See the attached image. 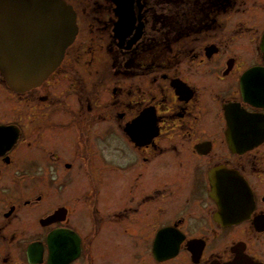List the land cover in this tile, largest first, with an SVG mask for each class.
Returning a JSON list of instances; mask_svg holds the SVG:
<instances>
[{"label": "flooded vegetation", "instance_id": "flooded-vegetation-1", "mask_svg": "<svg viewBox=\"0 0 264 264\" xmlns=\"http://www.w3.org/2000/svg\"><path fill=\"white\" fill-rule=\"evenodd\" d=\"M65 1L58 66L0 76V264H264V1Z\"/></svg>", "mask_w": 264, "mask_h": 264}, {"label": "water", "instance_id": "water-1", "mask_svg": "<svg viewBox=\"0 0 264 264\" xmlns=\"http://www.w3.org/2000/svg\"><path fill=\"white\" fill-rule=\"evenodd\" d=\"M114 2L118 29L122 7L129 12L131 0ZM77 30L76 12L65 0H0L1 77L15 92L38 86L58 66Z\"/></svg>", "mask_w": 264, "mask_h": 264}, {"label": "rangeland", "instance_id": "rangeland-1", "mask_svg": "<svg viewBox=\"0 0 264 264\" xmlns=\"http://www.w3.org/2000/svg\"><path fill=\"white\" fill-rule=\"evenodd\" d=\"M262 1L264 0H249V5L251 6H262ZM264 6V5H263ZM254 10H257L256 8ZM24 99L18 100L17 97H10V95L3 96L0 94V118L9 119L17 116H22L24 111L23 106L26 102L32 101L28 96L23 97ZM34 100V99H33ZM35 99L34 101H38Z\"/></svg>", "mask_w": 264, "mask_h": 264}]
</instances>
